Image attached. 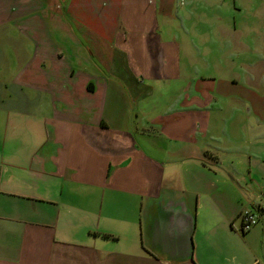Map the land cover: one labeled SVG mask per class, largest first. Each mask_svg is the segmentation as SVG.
Returning <instances> with one entry per match:
<instances>
[{
	"label": "crops",
	"instance_id": "1",
	"mask_svg": "<svg viewBox=\"0 0 264 264\" xmlns=\"http://www.w3.org/2000/svg\"><path fill=\"white\" fill-rule=\"evenodd\" d=\"M59 1L0 0V264H229L231 238L243 242L234 262L264 264V156L251 152L264 146V108L251 98L245 110L259 133L249 139V122L234 124L243 134L231 141L228 115L242 112L244 98L215 84L203 92L221 100L197 106V62L181 60L182 42L164 39L156 22L177 16V0H70L94 19L106 58L126 67L119 76L131 105L113 118L107 84L54 42L50 10ZM141 13L153 28L144 22L146 31L134 35ZM236 53L200 62L213 69L226 57L232 65ZM246 67L252 84V63ZM153 82H186L185 108L139 117ZM253 99L263 103L264 95ZM212 114L219 123L211 125ZM241 155L249 163L242 174L234 164ZM247 209L260 219L243 232L239 215Z\"/></svg>",
	"mask_w": 264,
	"mask_h": 264
},
{
	"label": "rangeland",
	"instance_id": "2",
	"mask_svg": "<svg viewBox=\"0 0 264 264\" xmlns=\"http://www.w3.org/2000/svg\"><path fill=\"white\" fill-rule=\"evenodd\" d=\"M59 2V5H53L50 10L54 15L52 17L54 24V42L58 40L59 43L57 44L64 46L63 51L66 58L75 60L76 67H79L84 72L96 75V77L99 74L100 81L105 85L107 84V106L113 107L110 110L114 112L112 114L114 115L113 118H124L122 105H131L127 101H129V95L130 98L132 95L129 85L121 81L119 76L120 73L123 76L126 75V67L124 65L117 66L118 61L113 64V61H109L106 58L102 47L104 42H101L99 36L91 31L93 24H96L94 19L89 16L84 17L82 15L84 11L81 12L74 6L71 7L69 4L70 0H62ZM176 2L177 7L180 9L177 16L162 17L158 15L159 19L156 22L166 28L162 36L164 39L171 41L176 39L182 42L183 46L181 47L182 50H180L179 56L181 60L190 58L197 62L196 66L194 64L191 65V69L196 71L199 79L196 86V93L198 94L196 95L197 106H201L207 101L210 102L213 100L214 103H218L221 100V96L219 95L204 94L203 92V87H212L215 84H218L220 89L226 90L225 93L230 92L232 95L243 97L245 101L241 105L237 104L236 106L242 112H237L235 115H228L229 129L227 130L228 135L226 139H230L231 141L234 139L239 140L240 134H243V130H233L232 127L235 124L240 128L242 124L248 122L251 131L250 139L252 133H259L260 128L256 125L257 122H255L256 115L252 111L247 112L245 106H251L253 100L255 108H264V102L260 103L258 100L253 99L255 93L264 95V0H177ZM101 8H104L103 4ZM138 18L140 19V23L135 26V31H133L134 35L146 31L148 27H143L144 22L150 25V29L153 28L150 19H144L142 13ZM60 25H64L66 28L62 31ZM118 25L121 28V23ZM220 28L224 29L225 35L221 34ZM235 35L241 37H239L241 42L236 41L237 45L240 46L238 49L233 50L232 47L235 45L231 39H235ZM106 41L109 43L108 40ZM233 42L235 43L234 40ZM189 44H193L192 50L189 49L191 48V46H188ZM140 50L144 51L141 48ZM227 50L229 53L237 52L229 58V62L232 65L227 64L226 57L223 58L222 66H214L213 69L201 65L200 60L210 57H213L214 61L219 64L222 58L218 53L226 54ZM56 52H58L57 49ZM114 53L117 55L116 60L119 58L124 60L123 56L121 54L119 55L117 51H114ZM232 58L234 61H231ZM249 63H252V84L247 79L246 65ZM210 70L212 71L208 72ZM203 73H206L205 77H199ZM208 73L215 76V80L208 79ZM231 77L235 80L239 79L240 81L227 82L226 80L228 79L232 80ZM97 79L98 77L95 78V83L99 84ZM185 83L174 82L173 84L163 86L153 82L152 85H154V88L152 92L142 97L139 101L141 105L139 117L148 119L151 115L155 116L160 112L165 113V115H172L178 109L185 108L187 104H184V97L179 95L181 92L180 87L185 85ZM115 84H118L117 89L114 87ZM251 95L252 97H250ZM251 98L252 100H250ZM229 101L232 102L231 95H229ZM190 106L195 107L194 105ZM218 116L212 114L213 118L210 120L211 125L219 123ZM224 119L225 116L223 117V122ZM252 124L257 129L252 130ZM245 131L248 132L249 130ZM252 151L256 152L258 159L264 156V146L251 145ZM227 156L223 154L221 158H227ZM253 156L255 155L253 154ZM230 159H226V165L230 164L228 161ZM234 164L238 165V172L241 174L242 172L246 173L249 169V163H247L244 155L235 158ZM250 185H252L251 181ZM258 186L261 187L262 184H258ZM238 224V222L235 223L236 229L238 228ZM230 242L231 251L229 253L231 255H229V264H237L234 261H237L241 257L239 253L241 250L239 248L243 242L239 238H231Z\"/></svg>",
	"mask_w": 264,
	"mask_h": 264
},
{
	"label": "built area",
	"instance_id": "3",
	"mask_svg": "<svg viewBox=\"0 0 264 264\" xmlns=\"http://www.w3.org/2000/svg\"><path fill=\"white\" fill-rule=\"evenodd\" d=\"M239 217L241 220V230L248 231L251 227L259 222L260 211L257 209H247L242 211Z\"/></svg>",
	"mask_w": 264,
	"mask_h": 264
},
{
	"label": "trees",
	"instance_id": "4",
	"mask_svg": "<svg viewBox=\"0 0 264 264\" xmlns=\"http://www.w3.org/2000/svg\"><path fill=\"white\" fill-rule=\"evenodd\" d=\"M251 228H252V227H251ZM251 228H250V229H251ZM250 229H249V230H250ZM243 232H245V231H243Z\"/></svg>",
	"mask_w": 264,
	"mask_h": 264
}]
</instances>
